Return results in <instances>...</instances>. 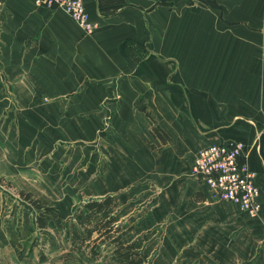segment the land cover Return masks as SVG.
<instances>
[{
    "label": "crops",
    "instance_id": "obj_1",
    "mask_svg": "<svg viewBox=\"0 0 264 264\" xmlns=\"http://www.w3.org/2000/svg\"><path fill=\"white\" fill-rule=\"evenodd\" d=\"M83 2L94 23L88 32L62 8L0 0V109L18 102L12 129L0 116V178L34 185L40 173L33 164L47 148L43 134L82 141L96 129L113 167L98 176L97 193L80 202L113 195L122 227L134 236L160 225L170 263L180 261L173 257L186 244L193 264H264V242L252 239L251 220L204 194V183L191 175L202 147L240 140L264 208V0ZM26 102H33L32 122L22 120ZM154 123L167 137L156 147ZM75 178L85 185L89 176ZM141 178L152 182L138 184ZM34 218L0 195V264L51 263L32 244ZM227 237L231 242L219 243Z\"/></svg>",
    "mask_w": 264,
    "mask_h": 264
},
{
    "label": "rangeland",
    "instance_id": "obj_2",
    "mask_svg": "<svg viewBox=\"0 0 264 264\" xmlns=\"http://www.w3.org/2000/svg\"><path fill=\"white\" fill-rule=\"evenodd\" d=\"M52 102H42L44 107H48ZM141 105V103H138ZM18 102H5L3 107L0 109L2 113L0 114L1 120H5L7 117L9 118V123L7 129H12L13 124L12 117H15L17 112ZM33 102H26V107L20 106V112H23V116L25 121L30 120L32 122L33 119ZM42 110V126L47 129V125H50L47 121H45V110L49 111L47 108ZM148 113V112H147ZM64 116H59L62 120H64ZM148 116L151 115L148 113ZM160 118V115L158 116ZM62 126L65 123H61ZM97 126L98 123L95 122ZM108 126V125H107ZM160 126V124H159ZM62 128V127H58ZM153 128L157 129V135H151L152 145L156 147L158 142H163V138L158 133L157 123L153 124ZM21 129L19 128V131ZM92 130V129H91ZM90 133V140H78V138L73 139H63L56 138L54 140H49L46 135L43 134V145H47L43 147V154H41L40 158L35 161L33 165H35L36 169L39 171L40 175H36V179H34V185L29 187H14L11 185L10 181L5 178H0V195L8 198L10 202V206L19 205L21 208L25 207V209L33 212L35 214V225L36 224V215L39 210H37L29 201L24 199L23 193H30L33 199H37L41 204L51 206L54 210L50 212L53 214L55 212L56 217H52L47 222V226L44 229H39L32 239V244L38 246L39 248V258L40 254H43V259H50L51 263L53 261L59 262L62 264H117V260L114 254V245L112 243H98L96 245V249L98 251V255L96 257H91L88 254V251L81 252H71L68 258H64V253L68 251L70 241H69V225L70 222L74 221V214L76 212L77 207L80 200L87 196L90 193H97L99 190L98 186V176L103 175L105 170H108V167H113V156L104 154L98 148V138L97 131ZM24 132L23 130H21ZM75 134V132H73ZM167 138V137H166ZM16 140V138H14ZM50 141H52L51 146ZM85 141V142H84ZM166 141V140H165ZM25 148L30 149V144H25ZM46 149V151H45ZM194 161V160H193ZM30 163V162H29ZM31 164V163H30ZM193 164V163H192ZM251 168V167H250ZM253 169V168H252ZM254 170V169H253ZM256 171V170H255ZM257 172V171H256ZM84 173L89 176V179L85 180V185H82V182L76 180V176ZM191 175L197 176L200 179L199 175L192 173L191 166ZM74 176V179H73ZM141 178L138 180V184H149L152 182L151 179L143 180ZM258 180V173H257ZM105 181H108V179ZM157 182H161L160 179L156 180ZM155 181V182H156ZM201 181V180H200ZM202 182V181H201ZM137 184V182H136ZM205 185V184H204ZM204 194L210 195L207 187L205 186L203 191ZM161 193L159 189V194ZM211 196V195H210ZM212 197V196H211ZM213 198V197H212ZM87 199V198H86ZM216 202H225L231 208H227V211H238V213H243L244 217L247 220H251L249 226L255 227L256 229L252 231V239L255 238L257 241L263 240L264 242V208H262L256 215L252 216L243 211L240 206L233 201L226 199H216L213 198ZM85 200V199H84ZM14 203H13V202ZM135 204V203H134ZM131 204L129 209L134 206ZM9 205V204H8ZM147 205V204H144ZM157 208L158 204H154ZM172 205V204H171ZM116 203L114 201L113 206L110 208V212H113L120 223L121 230L125 231V234L122 236L123 243L132 242L135 247L141 251L145 258V264H163L160 261H163L165 264H169L168 261V251L167 245L165 243V237L162 233V227L155 226L148 234L146 235H131L129 232L132 228L127 227L123 228L122 223L115 211ZM151 207L150 204H148ZM145 206L141 208V211ZM161 208V205L158 206ZM128 210V206H125V211ZM175 207L171 206L170 212L174 211ZM6 216L11 217L12 213H10V208H7ZM61 225V227L58 226ZM235 228H239L237 223L234 224ZM49 235V238H48ZM246 236V235H245ZM249 236H247L248 238ZM224 238V237H223ZM238 236L234 234L233 240L234 244L237 241ZM193 239V236H191ZM231 242L230 237H227L223 240H219V243ZM182 245L179 250L175 252L173 258H179L180 261H173L170 264H193L192 263V253L190 250L184 249ZM263 244L259 243L256 247L255 253H259L261 251ZM255 247V246H254ZM47 255H45V253ZM172 254V253H171ZM171 258V257H170ZM41 259V258H40ZM48 261V260H47ZM47 261L42 264H47ZM50 263V264H51ZM235 264H245L244 261L235 262Z\"/></svg>",
    "mask_w": 264,
    "mask_h": 264
},
{
    "label": "built area",
    "instance_id": "obj_3",
    "mask_svg": "<svg viewBox=\"0 0 264 264\" xmlns=\"http://www.w3.org/2000/svg\"><path fill=\"white\" fill-rule=\"evenodd\" d=\"M35 3L62 8L85 32L94 26L83 0H35ZM246 155V144L240 140L211 143L197 152L192 173L200 176L213 198L236 202L254 216L262 209L260 188L257 172L250 168Z\"/></svg>",
    "mask_w": 264,
    "mask_h": 264
},
{
    "label": "trees",
    "instance_id": "obj_4",
    "mask_svg": "<svg viewBox=\"0 0 264 264\" xmlns=\"http://www.w3.org/2000/svg\"><path fill=\"white\" fill-rule=\"evenodd\" d=\"M152 135L156 136L157 129L152 128ZM167 138H163V142ZM24 199L29 201L37 210L36 224L39 229H44L50 218L56 217L51 206H45L39 200L33 199L30 193H23ZM113 195L103 197L87 198L83 200L76 209L73 216L75 222L69 225V248L64 253V258H68L71 252L88 251L89 256L96 257L98 243H112L117 264H145V258L132 242L123 243L122 236L125 231L121 230L117 216L110 212L114 204ZM61 227L60 224H58ZM43 254H40L41 260Z\"/></svg>",
    "mask_w": 264,
    "mask_h": 264
}]
</instances>
